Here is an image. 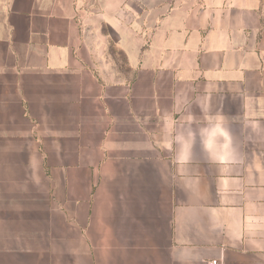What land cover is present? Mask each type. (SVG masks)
I'll use <instances>...</instances> for the list:
<instances>
[{
	"label": "crops",
	"instance_id": "crops-1",
	"mask_svg": "<svg viewBox=\"0 0 264 264\" xmlns=\"http://www.w3.org/2000/svg\"><path fill=\"white\" fill-rule=\"evenodd\" d=\"M214 258L264 264V0H0V264Z\"/></svg>",
	"mask_w": 264,
	"mask_h": 264
},
{
	"label": "clouds",
	"instance_id": "clouds-1",
	"mask_svg": "<svg viewBox=\"0 0 264 264\" xmlns=\"http://www.w3.org/2000/svg\"><path fill=\"white\" fill-rule=\"evenodd\" d=\"M166 134H171L170 127L165 128ZM199 143L202 152L213 161L227 159L233 148L232 133L225 127L223 119L211 114L204 117V123L196 128H187L174 134L172 144L175 146L176 159L180 163H188L192 152Z\"/></svg>",
	"mask_w": 264,
	"mask_h": 264
},
{
	"label": "built area",
	"instance_id": "built-area-1",
	"mask_svg": "<svg viewBox=\"0 0 264 264\" xmlns=\"http://www.w3.org/2000/svg\"><path fill=\"white\" fill-rule=\"evenodd\" d=\"M207 264H224V263L221 259L214 258L207 261Z\"/></svg>",
	"mask_w": 264,
	"mask_h": 264
}]
</instances>
